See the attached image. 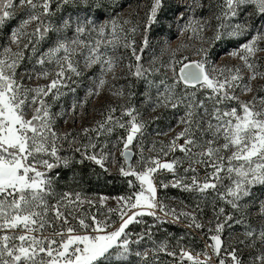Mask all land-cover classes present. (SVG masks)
I'll return each mask as SVG.
<instances>
[{
	"label": "snow or ice",
	"instance_id": "obj_1",
	"mask_svg": "<svg viewBox=\"0 0 264 264\" xmlns=\"http://www.w3.org/2000/svg\"><path fill=\"white\" fill-rule=\"evenodd\" d=\"M183 7L174 22L200 38L197 59H177L173 50L167 62L156 66L153 55L145 66L149 31L166 16L168 0H151L142 23L122 18L118 0H0V264H161V254L170 264H264V88L251 83L264 80V0ZM197 9H207L214 23ZM217 48L237 63L217 65ZM117 65L131 77L129 102L109 106L79 133L59 131L58 121L71 115L77 122L89 99L112 83L109 73L118 79ZM36 78L48 82L28 83ZM141 84L145 111L172 110L183 125L168 141H152L156 154L147 156L144 138L163 112L145 120L131 103V89ZM124 87L113 94L125 95ZM110 162L118 163L127 191L111 197L117 208L102 214L81 187L82 169L110 174ZM170 187L189 193L195 211H185L183 201L179 209L165 203L159 191ZM107 199L100 195L99 204ZM208 205L213 218L201 249L155 239L154 228L181 219L204 230L198 214ZM226 228L235 244L223 238Z\"/></svg>",
	"mask_w": 264,
	"mask_h": 264
},
{
	"label": "rangeland",
	"instance_id": "obj_2",
	"mask_svg": "<svg viewBox=\"0 0 264 264\" xmlns=\"http://www.w3.org/2000/svg\"><path fill=\"white\" fill-rule=\"evenodd\" d=\"M120 4L124 5L123 9H118L117 11L121 13L122 18H127L133 21V23L136 22H143V18L145 16V13L150 6L151 0H118ZM191 0H168L169 8L166 12V16L161 18V23L158 24V26L162 29L158 32L154 30L153 26L150 29L149 34V41L151 44V47L144 53L143 56V62L145 63V66L148 65V63L151 61L152 56L154 55L156 57V66H159L162 63L167 62L170 59L171 53L173 50L175 51V56L177 59H179L182 56H188L191 59H197L193 49L198 47L201 43V40L198 36H196L192 31H185L181 33L178 30V27L176 25L175 16H176V9L178 6H180V10H184V5L190 3ZM204 3H209V0H204ZM137 6L139 8L137 9ZM138 11V15H137ZM197 16H203L205 19L210 20V23H214V21H211V13L207 9H197L196 11ZM101 18H106V15H101ZM155 27V26H154ZM211 35V28H206L204 30L203 36L207 38V36ZM140 39V34L137 33V40ZM214 51L220 52L219 56H215L214 60L216 61L217 65L221 64H228L229 66H232L237 63L235 58H231L224 54V52L221 50V48L214 49ZM126 57L130 58V53L124 52L123 53ZM119 55V53H118ZM260 58H262L261 62H264V52H261L258 54ZM116 74L118 76V79L112 80V75L109 73V75L106 77L109 81H112L111 84H106L104 87L100 89V92L95 98H90L88 103L84 105L83 110L81 111V115L77 116L75 119L77 122H74L73 117L69 115L67 122L64 120L58 121V129L61 132H69L72 134L79 133L83 127H91L95 124V122L102 118V113L106 111V109L109 106H119L122 104H126L129 102V96L127 93L129 92V89L127 87V84L129 81H131V77H128L126 80L125 77L128 75L127 69L123 65H117L115 68ZM171 74L170 71L168 73ZM245 76L247 75V72L245 71ZM48 81L44 78H36L32 81H29L32 86H35L37 84H46ZM253 87L255 88H264V80H254L251 82ZM120 85H124V93L123 96L114 95V92H118L120 90ZM143 89V88H142ZM134 91L133 89H131ZM144 90V89H143ZM240 94V93H238ZM78 95L79 97L84 96V91L82 89H78ZM242 99L248 100L251 99L250 93H243L240 94ZM71 95L65 98V106H69L71 103ZM143 97L140 94H137L135 97L131 98V103H134L137 105L141 111L143 112V118L145 120H149L152 116H156L157 113H159L162 109H157L155 112L151 111L150 109L145 111L146 105H142ZM173 121L164 125V127L160 128L157 125H153V127L148 128V133L146 134L144 138V154L147 156L149 154H156L155 152L150 153L149 149L152 147L151 142L152 141H168L175 132H178L181 130L183 125H176V120L172 119ZM151 125V124H150ZM169 126H172V131H168ZM164 131L167 134L162 136L155 135L156 131ZM159 148V145H157V149ZM133 152H138V146L133 149ZM177 156L181 155L179 152L176 153ZM116 159H119V147H117L115 152ZM138 157L134 155L133 162ZM168 159V158H164ZM108 167L111 172H115L118 170V163L116 162H110L108 164ZM170 177V178H169ZM164 179H171V176L168 174H165ZM93 200L96 201V207L92 209L94 212H100L102 214H107L108 208H117V201L111 199V197L119 196V195H105V194H89ZM100 195H103L105 197H109L105 201L103 205L99 204V197ZM159 195L165 199V203H167L170 206H175L177 209L181 207V199L169 197L168 192H165V189L159 193ZM184 202V201H183ZM193 204L185 203L184 210L185 211H195L194 203L196 202L192 198ZM85 209H87V205H85ZM118 216V213H113V217L115 218ZM213 218V213L211 209V205L204 206L203 215L198 214V219L203 222L204 224V230H206L209 225V220ZM252 223L254 225L259 224V220L253 216L251 218ZM178 223L188 227L189 221L181 219L178 221ZM214 227V221L211 225ZM142 227V226H141ZM196 228L193 230L195 231ZM141 230V229H140ZM196 232V231H195ZM241 233V228L239 226H234V230L232 232L233 236H239ZM223 238L227 241L229 244H235L236 241L234 239H229V229L224 230ZM165 240V238H160L158 241ZM239 247V245H237ZM249 250L245 249V255H247V252Z\"/></svg>",
	"mask_w": 264,
	"mask_h": 264
},
{
	"label": "trees",
	"instance_id": "obj_3",
	"mask_svg": "<svg viewBox=\"0 0 264 264\" xmlns=\"http://www.w3.org/2000/svg\"><path fill=\"white\" fill-rule=\"evenodd\" d=\"M120 3V2H119ZM118 10V9H117ZM106 15L103 11L100 15ZM155 26V27H154ZM154 30L157 32L162 30L158 25H153ZM150 34V31H149ZM134 83V82H133ZM143 85L134 86L132 89L140 94L143 92ZM163 110H161L157 115H159ZM173 111L169 110L167 112H163V116L161 119L157 120L155 123L149 125L148 128L153 127V125H157L160 128L164 127V125L172 122L173 120ZM134 158V157H133ZM83 175L85 176V182L81 185L85 189L88 194H105V195H120L127 191V184L124 182V179L119 175L118 170L115 172L104 173L98 167L95 171L91 170V165H88L82 169ZM71 173H67L66 179L70 176ZM170 178V177H169ZM71 187L76 188V184H71ZM163 190H160L161 193ZM165 192H168L169 197H174L183 200L188 204H193L192 196L187 192H183L176 188H168L165 189ZM145 220L148 223L152 222L151 217H145ZM134 231L139 232L141 229L140 225H130ZM194 227H186L178 222L176 223H165L162 225L160 230L153 229L156 233L155 239L159 240L160 238H165V240L169 241L170 247L176 245L177 240H180V243L185 246H190L194 251L199 250L203 247L205 241V230L195 229ZM171 234V235H170ZM182 238V239H180ZM172 258L161 254V264H165L168 262L170 264ZM151 264V261L149 262Z\"/></svg>",
	"mask_w": 264,
	"mask_h": 264
}]
</instances>
